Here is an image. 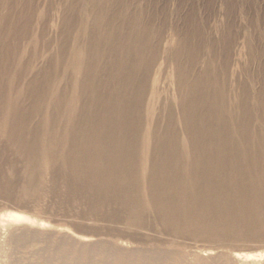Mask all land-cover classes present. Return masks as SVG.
I'll use <instances>...</instances> for the list:
<instances>
[{
    "label": "bare ground",
    "instance_id": "obj_1",
    "mask_svg": "<svg viewBox=\"0 0 264 264\" xmlns=\"http://www.w3.org/2000/svg\"><path fill=\"white\" fill-rule=\"evenodd\" d=\"M17 2L0 9V264H264L241 253L264 247V68H229L250 33L194 10L181 29L171 0Z\"/></svg>",
    "mask_w": 264,
    "mask_h": 264
},
{
    "label": "rangeland",
    "instance_id": "obj_2",
    "mask_svg": "<svg viewBox=\"0 0 264 264\" xmlns=\"http://www.w3.org/2000/svg\"><path fill=\"white\" fill-rule=\"evenodd\" d=\"M8 1L9 0H0V9H4ZM25 1L26 0H19V2H17L18 3L17 7L20 9V6L22 7ZM47 1L50 0H35L37 4L39 3L42 6L46 5ZM178 1L179 3H177ZM180 2L181 0H171L170 6L171 9L174 10V12H176L172 16L173 18L172 21L175 25L181 27V29L182 27L185 26L187 20L186 16L187 15L189 16L192 10H194L195 12L197 11L196 16L198 20L201 21L202 24H206V27L208 23L209 25L213 23L215 24L217 21H220V19H224L226 17V20L228 19L229 22L231 23L234 22L236 28L242 27L243 29H245V31L250 33L251 36L249 39L251 40V43L253 41L254 47L258 54L255 51V56H253L251 62L250 61L247 62L248 54L246 55V53L243 51L244 38L239 37L238 38L239 43L236 46L237 52L236 55H234V59L232 58L231 61L229 62L230 63L229 68H248V66H250V68H264V0H182L181 2L182 4ZM184 2L185 5H183ZM177 5L179 8L181 7L179 11L182 12L179 11L177 12V10H175V8H177ZM185 18L186 20H184ZM77 32L80 36L82 37L84 36V34H82L81 31L77 30ZM176 38L177 36L173 35V42L176 40ZM221 50H222L221 47H219L217 55L220 54ZM241 50L244 53H242ZM260 55L261 57L259 58ZM220 58L221 60H223L225 57L222 58L220 56ZM207 61H209L208 55L205 54L202 55L200 59L201 64L205 65ZM44 63L45 61L41 60L36 68H41L44 65ZM213 64L215 68L221 66V62L219 60L218 62L216 61ZM57 68H62V67L59 66ZM16 69L18 68H13L12 70L13 73L16 71ZM174 89H175V85L173 83L172 86L170 87V93L172 92L171 93L172 101L176 102L177 94H174L175 92ZM8 211L9 210H5L4 208H1L0 216L5 215L4 218H8V214L10 213ZM22 213H24L23 217L27 215L25 212ZM241 253L244 254L245 256L256 255L261 260L260 261L261 263L264 262V247L244 249L241 251Z\"/></svg>",
    "mask_w": 264,
    "mask_h": 264
}]
</instances>
